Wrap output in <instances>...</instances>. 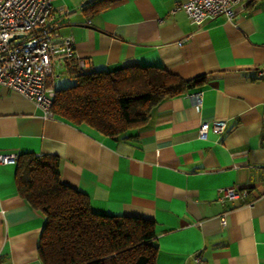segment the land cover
<instances>
[{
	"label": "crops",
	"instance_id": "0c3cea01",
	"mask_svg": "<svg viewBox=\"0 0 264 264\" xmlns=\"http://www.w3.org/2000/svg\"><path fill=\"white\" fill-rule=\"evenodd\" d=\"M98 1L108 4L94 14ZM185 1L53 0L52 21L74 37L88 72L162 66L208 81L163 100L118 139L46 118L0 86V153L57 155L62 179L96 212L154 220L157 264H264V0L201 25L176 10ZM213 120L225 129L202 137ZM16 171L17 162L0 163V264H43L45 216L20 196ZM227 188L249 191L226 199Z\"/></svg>",
	"mask_w": 264,
	"mask_h": 264
},
{
	"label": "trees",
	"instance_id": "16d2710c",
	"mask_svg": "<svg viewBox=\"0 0 264 264\" xmlns=\"http://www.w3.org/2000/svg\"><path fill=\"white\" fill-rule=\"evenodd\" d=\"M107 4L98 1L92 13ZM69 70L65 75L76 82L56 86L55 117L115 139L146 125L163 100L208 81L207 75L184 78L162 66L88 72L73 65ZM16 162L20 196L45 216L38 244L43 264H157L154 220L96 212L88 194L62 179L57 155L24 152Z\"/></svg>",
	"mask_w": 264,
	"mask_h": 264
},
{
	"label": "built area",
	"instance_id": "2783aa9c",
	"mask_svg": "<svg viewBox=\"0 0 264 264\" xmlns=\"http://www.w3.org/2000/svg\"><path fill=\"white\" fill-rule=\"evenodd\" d=\"M243 0H186L176 8L183 9L198 25L212 18L237 16L235 5ZM53 0H0V86L17 91L33 100L46 118L55 114V80L70 73V66L86 70V59L80 57L72 35H62L52 21ZM200 94L197 100L200 101ZM222 132L225 120L205 121L200 127L202 137L210 127ZM16 153H0V163L16 162ZM248 189L225 190L226 199H238ZM221 223L228 221L222 216ZM198 260H200L198 258Z\"/></svg>",
	"mask_w": 264,
	"mask_h": 264
},
{
	"label": "rangeland",
	"instance_id": "374dc122",
	"mask_svg": "<svg viewBox=\"0 0 264 264\" xmlns=\"http://www.w3.org/2000/svg\"><path fill=\"white\" fill-rule=\"evenodd\" d=\"M71 80L72 83L67 84ZM55 82H56L55 85L61 88L64 86L73 85L76 82V77L63 74L61 77H57Z\"/></svg>",
	"mask_w": 264,
	"mask_h": 264
}]
</instances>
